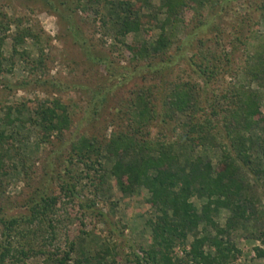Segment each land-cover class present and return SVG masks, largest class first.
<instances>
[{
	"label": "rangeland",
	"instance_id": "obj_1",
	"mask_svg": "<svg viewBox=\"0 0 264 264\" xmlns=\"http://www.w3.org/2000/svg\"><path fill=\"white\" fill-rule=\"evenodd\" d=\"M149 1L153 8L162 7L163 0ZM219 3L200 14L188 11L185 23L168 28L172 46L166 54L137 63L115 41L112 24L104 23L103 7L97 15L95 8L84 13L79 0H0V38L4 37L0 130L25 140L12 146L0 144L4 149L10 147L6 174L0 178V215L26 217L31 214L29 205L56 197L54 209L48 212L56 239L46 249L36 245V250L54 255L59 249L55 253L58 258L69 252L77 260L103 254L108 248L107 264H138L135 256H145L144 250L153 244L150 222L156 217L147 202L148 192L139 189L123 194L109 173L115 159L107 158L105 152L100 158L102 167L95 157L81 163L72 154V145L81 137L104 145L113 133L135 132L140 125L132 105L140 95L151 102L155 117L139 130L140 136L155 142H177L176 154L183 164L201 158L219 168L225 153L237 159L224 129L232 100L224 97L232 88L243 89L257 96L264 113V81H253L245 71L248 61L256 67L264 62V0ZM165 17L160 13L158 19ZM145 27L152 29L151 34L130 35L128 43L154 42L159 29L149 24ZM17 37L22 39L20 43H16ZM203 52L211 65L217 64L221 70L211 80L196 66L203 61ZM186 82L197 86L198 107L184 114L172 113L165 100L174 85ZM55 101L67 107L70 129L43 142L34 111ZM8 109L14 112V121L21 118V124L2 125ZM206 121L211 125L204 130L196 128L201 132L190 134L192 144L182 146L188 130L185 124L206 126ZM239 133L247 142L254 140L250 150L254 163L252 168L242 167V173L255 216L231 230L229 239L240 253L235 252L229 264H264L256 250L264 251V132L253 127ZM201 139H207L206 143ZM76 182L73 197L66 184ZM229 217L230 213L223 211L216 221L224 227ZM2 229L0 224V241ZM48 236H53L51 231ZM192 241L190 236L185 246L175 248L174 255L184 257V248L189 250ZM208 248L207 253L214 252ZM39 253L31 255L26 264L54 263L49 259L52 255Z\"/></svg>",
	"mask_w": 264,
	"mask_h": 264
},
{
	"label": "trees",
	"instance_id": "obj_2",
	"mask_svg": "<svg viewBox=\"0 0 264 264\" xmlns=\"http://www.w3.org/2000/svg\"><path fill=\"white\" fill-rule=\"evenodd\" d=\"M84 1L79 0L80 9L84 13H88L90 8H95L97 15H100L102 7L106 10L104 23L112 24L115 41L124 46L132 60L137 63L166 54L172 46L168 28L175 29L178 24L185 23L188 11H193L194 15L200 14L201 11L213 9L220 4V0H163L162 7L156 9L149 0ZM145 9L151 12L145 13ZM160 13L166 15L163 21L158 19ZM146 24L159 29L158 38L154 42L134 40L128 43L127 38L130 35L137 36L144 31L151 34L152 29L146 28ZM21 40L17 37L16 43H20ZM3 42L4 37L0 38V71L4 69ZM202 55L203 61L196 66L205 79L211 80L218 76L221 70L217 64L211 65L204 52ZM251 61H248L246 73L253 81H264V62L256 67ZM196 88V85L188 82L174 85L165 100L168 109L179 114L196 110L198 107ZM224 98L226 101L230 98L232 100V105L228 108H233L228 109L231 114L225 120L224 129L226 137L231 139L237 159L232 160L230 155L225 153L219 168H216L211 160L201 158L187 160L183 164L176 154L177 142H155L140 136L142 132L139 133V130L155 118L149 108L151 102L148 100L146 102L142 95L133 101L132 105L136 123L140 125L135 132L113 133L104 145L96 139L87 137H81L72 145V154L81 163L95 157L97 164L102 167L100 158L104 152L107 158L115 159L109 173L123 194H134L139 189L148 192L147 202L156 212L155 220L150 222L153 244L147 251L144 250L145 256H135L138 264H190L189 262L229 264L234 253H240L229 239L230 232L243 222L251 221L255 212L248 203L246 196L248 186L242 173L244 169L242 167L252 168L254 163L250 155L254 140L249 139L247 142L239 132L251 130L253 127H259L264 132V113L261 111L257 96L243 89L232 88ZM17 112L19 115L22 114L20 110ZM13 113L8 109L2 119V125L6 128L11 127L16 121L22 123L19 117L15 119L16 121L12 119ZM34 113L35 125L42 131L40 138L43 142L50 140L53 134L63 136L65 131L70 129L71 116L67 107L60 101L43 103ZM210 125L211 121H206V126L185 124L188 130L182 146L186 143L192 144L191 133L201 132ZM198 127L201 130L196 129ZM203 139L202 142L206 143L207 139ZM24 141L14 134L7 133L6 129L0 130L1 145L7 142L12 146ZM6 159H10V147L8 149L0 147V178L6 174ZM256 173L259 174L260 171ZM77 184L78 182L66 184V191L73 197L77 193ZM41 202L29 205L31 214L26 217L7 218L0 215V224L3 228L0 264H26L31 255L39 252L52 255L49 259L54 261L53 264H107V258L111 255L108 248L103 254H96L93 257L84 255L77 260H73L69 252L58 258L55 253L60 252L59 249H56L54 255L47 251L45 253L44 250H36V245H42L41 249H46L52 246L56 239V229L52 225L49 213L54 209L57 198L46 197ZM223 211L230 213L224 227L216 221V217ZM209 228L213 232L209 231ZM50 231L52 237L48 236ZM190 236L193 237L190 249L184 248L185 255L182 258L175 256V248L185 246ZM206 246L214 252L207 253ZM256 250L257 255L263 258L264 251Z\"/></svg>",
	"mask_w": 264,
	"mask_h": 264
}]
</instances>
